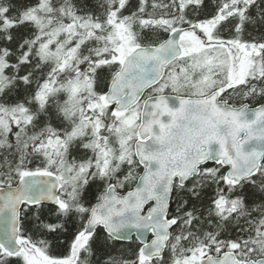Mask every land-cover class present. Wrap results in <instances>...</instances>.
Here are the masks:
<instances>
[{
    "label": "snow or ice",
    "instance_id": "1",
    "mask_svg": "<svg viewBox=\"0 0 264 264\" xmlns=\"http://www.w3.org/2000/svg\"><path fill=\"white\" fill-rule=\"evenodd\" d=\"M0 264H264V0H0Z\"/></svg>",
    "mask_w": 264,
    "mask_h": 264
}]
</instances>
